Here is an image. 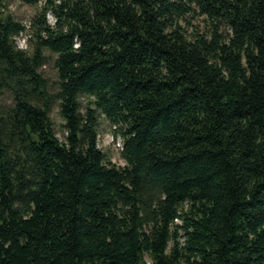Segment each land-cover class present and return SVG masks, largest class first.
I'll return each instance as SVG.
<instances>
[{"label": "trees", "instance_id": "16d2710c", "mask_svg": "<svg viewBox=\"0 0 264 264\" xmlns=\"http://www.w3.org/2000/svg\"><path fill=\"white\" fill-rule=\"evenodd\" d=\"M11 1L40 5L24 50L0 11V264H264V0Z\"/></svg>", "mask_w": 264, "mask_h": 264}, {"label": "rangeland", "instance_id": "374dc122", "mask_svg": "<svg viewBox=\"0 0 264 264\" xmlns=\"http://www.w3.org/2000/svg\"><path fill=\"white\" fill-rule=\"evenodd\" d=\"M39 5L40 4L35 6H27L17 1L11 0H4L3 2V7L0 10L2 15L9 14L15 21L24 27V30L14 38V44L16 48L20 50L26 49V39L28 37L26 29L28 27V22L33 17V15L39 11ZM45 21L50 26L53 24V18L50 14L45 15ZM181 26L186 32L195 30L197 33H205L209 28L207 23L203 21L202 17L194 15L192 17L187 16L185 22L181 24ZM50 58L51 57L49 56L40 71L42 75L48 80L50 88L52 89L55 86L56 79L55 71L52 67V61ZM3 100L6 101L7 98H3ZM79 101L83 105L86 99L84 97H80ZM49 118L51 120L56 137L58 140L62 141L63 138L60 129L61 120L59 119L57 110L54 107L50 110ZM97 123V148L106 155L111 164L116 167L124 166V162L119 155L121 146L120 138L112 134V128L101 115H98ZM145 261L146 264H149L147 259H145Z\"/></svg>", "mask_w": 264, "mask_h": 264}]
</instances>
